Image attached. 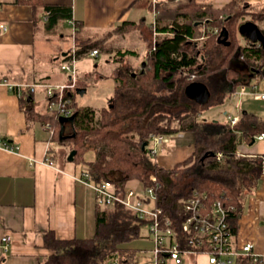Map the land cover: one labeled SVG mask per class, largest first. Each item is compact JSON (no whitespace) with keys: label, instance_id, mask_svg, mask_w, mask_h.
I'll return each mask as SVG.
<instances>
[{"label":"trees","instance_id":"1","mask_svg":"<svg viewBox=\"0 0 264 264\" xmlns=\"http://www.w3.org/2000/svg\"><path fill=\"white\" fill-rule=\"evenodd\" d=\"M28 1L42 7L49 15L59 11L43 0ZM60 13L71 15L66 9H60ZM248 15V20L258 24L264 19V6L255 7L247 0H228L221 6L199 0H165L157 4L150 26L142 19L124 21L115 28L124 33L146 28L155 34V44L142 61L144 67L142 62L138 69L123 64L127 55H136L135 50L115 49L94 37H77L74 52L61 57L78 60L97 49L99 55L115 52V60L120 63L114 74V94L108 105L99 111L78 105L74 90L67 93L76 114L74 127L69 125L68 134L75 130V136L61 140V116L47 114L55 142L71 145V151H77L76 163L84 162L82 153L93 151L94 156L84 170L95 179L112 181L120 189L136 180L144 189L155 175L161 184L159 205L172 219L181 243L189 238L181 228L186 217L184 200L195 190L207 194V201L222 199L225 202L235 234L243 198L257 188L264 175V153L239 152L240 145L251 144L264 133V116L244 110L238 121L231 124L227 118L221 120L215 116L218 109L213 114L209 112L232 97L239 85L252 86L253 77L264 76V43L253 42L239 31L243 18ZM224 28L230 44L219 41ZM79 31L76 29L77 33ZM262 32L264 34V30ZM192 74L194 79H189ZM195 82L203 84L208 91L204 102L187 92L188 86ZM27 97L22 96V99L26 101ZM180 132L193 134L191 153L171 167L155 162L148 150L151 135L171 138ZM146 222L124 205L97 203L94 235L58 239L54 231H47L45 245L53 253L42 264L131 261L137 249L128 243L141 235ZM236 264H264V260L244 256L237 258Z\"/></svg>","mask_w":264,"mask_h":264},{"label":"crops","instance_id":"2","mask_svg":"<svg viewBox=\"0 0 264 264\" xmlns=\"http://www.w3.org/2000/svg\"><path fill=\"white\" fill-rule=\"evenodd\" d=\"M43 1L59 11L49 15L28 0H0V22L8 25V30L0 33V139L18 145L17 150L0 146V242L3 236H11L8 250L0 247V264H42L53 253L45 245L49 230L58 239L94 235L95 192L78 180L85 167L68 160L69 154L63 145L56 144L46 120L50 112L44 84H65L73 80L79 83L81 75L88 77L96 69L95 57L86 55L90 61L80 63V72L72 76L64 74L60 64L65 60L61 57L72 47L69 49L62 42L66 35L60 29L61 22L72 25L75 32L77 29L81 33H94L87 38H100L105 31H115L124 21H146L147 14L155 19L157 4L165 0ZM199 1L221 6L228 0ZM60 9L71 11V15L63 16ZM263 79L264 76L253 77L252 86L247 84L248 92L241 97L252 106L244 110L262 116L264 100H255L252 91L264 92ZM32 85H35L34 91ZM79 86L83 90L86 85ZM22 96H28L27 100ZM226 100V118L228 115L239 117L244 111L240 112L239 100L232 97ZM213 111L209 112L213 114ZM258 136L253 143L240 145L239 152L264 153V137ZM237 226L233 237L236 247L251 242L253 253L264 260V175L257 188L244 196ZM145 237L146 241L139 246H131L137 249L131 260L134 264L153 261L154 241L150 234ZM162 264L178 263L168 258ZM179 264L210 263L205 254H190Z\"/></svg>","mask_w":264,"mask_h":264},{"label":"built area","instance_id":"3","mask_svg":"<svg viewBox=\"0 0 264 264\" xmlns=\"http://www.w3.org/2000/svg\"><path fill=\"white\" fill-rule=\"evenodd\" d=\"M8 25L0 22V33L7 31ZM75 47L70 51L73 53ZM99 52L94 49L89 52V57H97ZM77 59L65 60L61 63L60 68L76 73L73 64ZM73 74V75H74ZM194 74L189 77L193 79ZM40 84V83H39ZM38 84V85H39ZM77 82L73 80L71 83L65 84H44L45 94L50 113L60 116H70L73 109L70 106L71 99L67 97V93L75 89ZM13 87V85H10ZM35 85L31 86L34 91ZM248 85H240L232 94L234 99H238L245 95L248 91ZM255 100H264V92L252 91ZM231 124H235L239 117L228 115ZM54 134V129L50 123L47 124ZM264 133L258 138H263ZM169 137L162 135H151L148 144L149 153L153 156L158 152V146L164 142H168ZM0 146L10 150H17L18 145L6 139H0ZM220 157V154H219ZM152 183L141 189L138 184H126L123 188L117 187L110 180H98L88 171L84 170L78 178L80 182L89 185L95 192L98 204H121L135 211L141 219H146L149 227L150 235L154 241L152 249L153 261L151 264H162L168 258L175 263H182L184 257L190 254H205L210 264H235L236 259L244 256H251L254 260L259 258L253 253V244L246 242L240 248H237L233 242L234 233L232 232L229 222V207L222 199L213 202L207 201V194L195 190L193 194L184 200L183 208L186 217L183 220L181 228L183 232L188 234L186 242H180L178 231L173 227L172 219L167 215L164 208L159 205L158 189L161 184L155 175L151 176ZM11 240L10 235L1 238L0 247L8 250ZM111 264H134L133 261L122 262L115 259Z\"/></svg>","mask_w":264,"mask_h":264},{"label":"rangeland","instance_id":"4","mask_svg":"<svg viewBox=\"0 0 264 264\" xmlns=\"http://www.w3.org/2000/svg\"><path fill=\"white\" fill-rule=\"evenodd\" d=\"M211 2H214V0H210ZM224 0H222L223 2ZM248 1V0H247ZM255 7H262L264 6V0H252L251 2ZM146 19V26H150L153 22L154 17L150 14H147ZM250 15L245 16L243 18L244 21H247L249 19ZM259 27L264 30V19L258 23ZM62 28V33H65L66 37L62 40V42L65 43V47H76L78 41L77 37L81 36L87 38L94 33H88V32H75L73 30V26L69 25L67 22H61L60 29ZM105 31L102 33L99 37L103 40L108 42L107 44L113 45L115 49L122 48V49H132L136 51V55H127L125 59L123 60V64L126 65H132L135 66L136 69L140 67L141 61L144 60L145 56L148 54L152 46L155 44L156 36L153 34L150 30H147L146 28H143V30L133 31V32H118V31ZM77 34V35H76ZM240 42L243 44L244 40L241 35H239ZM61 40V38H59ZM93 58V57H91ZM106 58L108 59L107 62H113L114 64H106ZM116 54L115 52L111 53L110 55L101 53L99 56L95 57L94 65L97 67V72H92L91 75H88V77L84 76L79 77L80 82L85 83L86 91H83L81 93L77 92V88H82L79 86L80 82L77 83L73 97L75 99V102L78 105H88L95 110L99 111L104 106L108 105V99L113 96L115 91V80H114V74L116 71L117 64L120 63V61L116 64ZM90 59V58H89ZM83 61V62H82ZM90 60L86 57H82L75 61L73 64V68L78 69L76 72H80V63H88ZM61 65V64H60ZM103 73V76H100V74ZM67 76H72L74 73L72 71H67L64 73ZM264 80V79H263ZM262 80V81H263ZM71 82V80H69ZM256 80L253 79V83H255ZM252 84V83H251ZM73 91V89H72ZM232 99H234L232 97ZM237 100V99H236ZM239 104H240V112L244 109H250L252 106L248 105V100L238 98ZM226 103L220 104L214 111L218 109V118L221 120H226V116L224 113ZM204 115L206 112L203 113ZM209 115V114H208ZM192 142H193V134L191 132L184 133L180 132L179 136L176 135L175 137H171L169 142H164L163 144H160L158 146V152L156 155L152 156V159L157 162L160 165L171 167L176 162L183 160L186 158L192 151ZM58 144V143H56ZM64 149L67 154L71 151V145L66 144L64 145ZM83 154L84 162L78 163L79 167L83 166L86 167V164L88 161H90L93 156L94 152L91 150H88ZM135 182H138L137 180ZM133 183V182H132ZM140 186V182L137 183ZM112 205V204H110ZM149 227L147 224H144L141 229V235L132 241L128 243L129 246H136L139 243H142V241H146L147 235H149ZM152 237V236H151ZM139 246V245H137Z\"/></svg>","mask_w":264,"mask_h":264},{"label":"water","instance_id":"5","mask_svg":"<svg viewBox=\"0 0 264 264\" xmlns=\"http://www.w3.org/2000/svg\"><path fill=\"white\" fill-rule=\"evenodd\" d=\"M240 34L243 37L248 38L249 40L253 41V42H262L264 43V34L262 32V30L260 29V27L258 26V24H256L253 21H246L244 23H242L240 25L239 28ZM221 37L219 38V41H223L227 44H230V41H228V31L226 28H224L221 32ZM66 52L63 54L64 56H66ZM142 66H145V62H142ZM144 72V69H143ZM133 75L135 76V73H133ZM85 91V89H81L78 88L77 92L81 93ZM187 92L189 95H191L192 97L196 98L197 100L204 102L207 99L208 96V91L206 89V87L198 82L192 83L188 86ZM75 117L76 114H72L70 116H61L60 117V123H61V130H60V139L63 140L66 137H71V136H75L76 135V131L74 130L73 134H66V124H70L72 127H74V123H75ZM254 142V141H253ZM147 144L145 143L143 147H145ZM76 150L73 149L72 151H70L69 155H68V160L69 161H74V157L76 155Z\"/></svg>","mask_w":264,"mask_h":264},{"label":"flooded vegetation","instance_id":"6","mask_svg":"<svg viewBox=\"0 0 264 264\" xmlns=\"http://www.w3.org/2000/svg\"><path fill=\"white\" fill-rule=\"evenodd\" d=\"M247 21H250V20H247ZM244 22H246V21H244ZM244 22H243V23H244ZM256 24H257V23H256ZM98 56H99V55H98ZM107 60H108V59L106 58V61H105L106 64H110V65L114 64V63L111 62V61H110V62H107ZM141 62H142V61H141ZM117 63H118V62L116 61V64H117ZM114 65H115V64H114ZM117 65H118V64H117ZM96 72H97V67H96V69H95V73H96ZM103 75H104L103 73L100 74V76H103ZM192 75H193V74H192ZM190 76H191V75H190ZM190 76H189V77H190ZM193 79H194V78H193ZM80 84H81V85H84V83H83V84L80 83ZM77 89H78V88H77ZM110 99H111V98H110ZM110 99H108V102L110 101ZM67 125H68V127H67V129H66V134L70 133V130H69V125H70V124L68 123Z\"/></svg>","mask_w":264,"mask_h":264}]
</instances>
